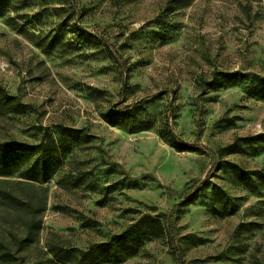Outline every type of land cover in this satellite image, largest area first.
Segmentation results:
<instances>
[{
    "label": "rangeland",
    "instance_id": "obj_1",
    "mask_svg": "<svg viewBox=\"0 0 264 264\" xmlns=\"http://www.w3.org/2000/svg\"><path fill=\"white\" fill-rule=\"evenodd\" d=\"M263 83L264 0H0V145L27 149L0 181H40L0 239L17 264H264Z\"/></svg>",
    "mask_w": 264,
    "mask_h": 264
},
{
    "label": "trees",
    "instance_id": "obj_2",
    "mask_svg": "<svg viewBox=\"0 0 264 264\" xmlns=\"http://www.w3.org/2000/svg\"><path fill=\"white\" fill-rule=\"evenodd\" d=\"M264 84V83H263ZM163 138L167 140V142L176 150H181L180 145L175 141V137L172 134L170 138H166L163 135ZM27 149L23 148L19 143L17 142H9L4 143L0 145V173L10 175L11 168L14 167V170H17V164L14 163L15 160H19L20 158L25 157V151ZM56 152H58L59 148L55 149ZM36 171L32 169H26L22 172L18 173L17 178H19L21 181H18V183L11 182V181H0L3 184L11 185L13 188L2 190L0 189V193H9L6 195H0V205H3L4 202L8 199L10 200H18V189H15V186H26L30 190L34 189L35 186L33 184L39 183L40 181L38 177L35 176ZM8 177V176H6ZM8 197V198H7ZM13 200V201H14ZM0 261L3 263H10V264H17V259L15 253L11 250L10 243L6 242L5 240L0 239Z\"/></svg>",
    "mask_w": 264,
    "mask_h": 264
}]
</instances>
